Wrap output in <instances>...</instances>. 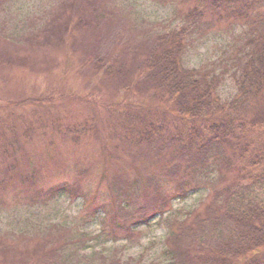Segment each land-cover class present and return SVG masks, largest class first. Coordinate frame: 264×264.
<instances>
[{"label":"trees","instance_id":"obj_1","mask_svg":"<svg viewBox=\"0 0 264 264\" xmlns=\"http://www.w3.org/2000/svg\"><path fill=\"white\" fill-rule=\"evenodd\" d=\"M192 1L196 5L202 1L204 7L189 9L179 29L155 36L144 30L127 35L117 31L119 15L108 8L110 0H58L47 17L39 19V26L35 20L30 23L19 44L0 35V80L9 83L4 75L15 68L48 75L65 64L70 66L73 56L79 63L72 69L73 76L86 94L67 96L59 89L62 97L58 99L78 101L92 114L91 119L84 116L80 125L78 114L73 115L72 124L65 122L67 115L50 111L62 107L55 105L54 91L16 98L20 100L5 107L8 114L0 119V193L5 192L1 190L4 180L15 176L18 157L26 159V147L35 136L49 137L48 132L73 146L96 144L99 158L109 165L117 163L110 188L118 204L105 220L110 229L119 226L118 221L148 225L165 214L174 199L185 200L200 188L202 177L214 170L215 189L203 211L169 222L162 252L165 261L264 264V0ZM237 22L248 29L237 44L233 42L224 69L184 66L194 34L203 37L219 24L231 30ZM226 77L237 88L229 101L219 96ZM121 97L124 102H117ZM46 102L49 107L43 106ZM26 105L42 109L20 113ZM119 163L137 173L129 177ZM168 181L176 184L166 193L161 182ZM80 187L79 182L63 184L48 196L75 195L82 192ZM151 187L158 190L148 198L146 189ZM2 198L0 204L5 205ZM119 228L135 237L136 229ZM39 233L34 247L35 237L22 235L10 241L0 236V264L144 262L142 257L125 260L117 249L98 259L80 257L79 246L71 250L80 243L74 228L53 225ZM117 233L111 229V235Z\"/></svg>","mask_w":264,"mask_h":264},{"label":"rangeland","instance_id":"obj_2","mask_svg":"<svg viewBox=\"0 0 264 264\" xmlns=\"http://www.w3.org/2000/svg\"><path fill=\"white\" fill-rule=\"evenodd\" d=\"M184 1L186 2L182 0H110L108 8L116 10L119 15L117 31L120 33L127 35L136 29L155 36L162 31L179 29L185 23L184 14L189 9L204 7L202 1L198 5L192 0ZM1 2L0 35L19 44L21 36H25L30 23L35 20L39 26L42 23L39 19H45L50 9L57 5L58 0H1ZM247 29L246 25L237 22L233 25L232 31L227 24H219L203 33V37L200 33L194 34L183 59L184 66L189 69L210 66L221 71L232 55L233 42L237 44L239 36ZM57 55L61 61H64L60 53ZM71 58L73 61L70 62V66L65 64L48 75L29 73L19 68L5 73L4 77L10 82L5 83L0 80V119L7 113L4 110L5 107L10 106L11 102L20 100L16 98L40 97L53 91L55 105L62 106L56 110L50 108L53 114L60 111L56 115H67L64 119L68 117L65 122L68 120L70 124L74 122L72 117L75 114L81 115L75 117L78 125L83 123L84 116L91 119V112L78 101L68 103L67 99H58L62 97V93L58 92L59 89H63L67 96L77 92L79 95L86 94L82 83L78 77L74 78L72 72V69H77L79 63L73 56ZM236 93L234 81L226 77L219 90V96L223 101H229L236 96ZM17 95L20 97H16ZM121 101L124 102L122 97L117 99V102ZM37 103L40 102L37 101ZM43 106L49 107L50 104L46 102ZM34 109L42 108L39 105H26L19 109V112ZM68 111L72 114L68 115ZM51 135L52 133L48 132L46 136L49 137L44 139L35 136L34 143L26 147L27 158L25 159L23 155L18 157V169L13 171L15 176L10 180L7 179V182L4 180L1 190L5 189V192L1 191L0 196L4 197L2 199L6 204H0V236H5L10 241H16L22 235L33 239L40 234L39 231H46L53 225L63 226L74 228L77 232L80 243L71 247V250L79 246L80 249L76 251V254L80 257L89 259L97 257L98 259L101 255L111 256L117 249L125 260L129 257L135 259L142 257L143 264H167L162 252L165 248L164 239L169 222L186 220L190 213L203 211L204 204L208 202L209 196L215 189L217 174L214 170L208 171L209 173L202 177L200 188L191 192L185 200L174 199L171 206L166 209V213L158 215L148 225L135 227L132 221L125 224L118 221L119 226H111L112 230L118 231L114 236L111 235L110 227L105 225V220L107 212L116 211L115 204H118L117 201L114 204V194L110 188V184L115 179L117 163L109 165L108 161L99 158L100 150L96 144L73 146ZM119 165L127 174H130L129 177L137 173V169L128 167L126 164L119 163ZM77 182L80 183L82 192L78 191L75 195L64 193L54 197L48 196V192L56 186L74 185ZM175 184L171 181L161 182L162 191L172 192ZM144 189L142 186L143 191ZM157 190L153 187L146 189L148 198ZM40 193L42 199L39 198ZM31 197H35L34 202L30 201ZM262 197L264 198V191ZM123 225L124 228L130 226V230L136 229L133 239L119 228ZM104 228L106 232H103ZM36 239L38 237L34 240ZM36 244L38 240L33 241L31 247Z\"/></svg>","mask_w":264,"mask_h":264}]
</instances>
